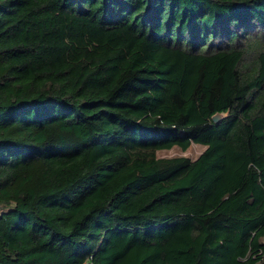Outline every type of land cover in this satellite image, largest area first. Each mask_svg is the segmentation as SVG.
Masks as SVG:
<instances>
[{"label": "trees", "instance_id": "16d2710c", "mask_svg": "<svg viewBox=\"0 0 264 264\" xmlns=\"http://www.w3.org/2000/svg\"><path fill=\"white\" fill-rule=\"evenodd\" d=\"M0 264H264V0H0Z\"/></svg>", "mask_w": 264, "mask_h": 264}, {"label": "rangeland", "instance_id": "374dc122", "mask_svg": "<svg viewBox=\"0 0 264 264\" xmlns=\"http://www.w3.org/2000/svg\"><path fill=\"white\" fill-rule=\"evenodd\" d=\"M192 146H193L192 148H190L188 151L184 153L178 149H173L168 152H161L159 153V156L170 157V156L186 155L194 159L204 150V147L201 145H192Z\"/></svg>", "mask_w": 264, "mask_h": 264}, {"label": "water", "instance_id": "95a60500", "mask_svg": "<svg viewBox=\"0 0 264 264\" xmlns=\"http://www.w3.org/2000/svg\"><path fill=\"white\" fill-rule=\"evenodd\" d=\"M222 119V115L221 114H216L212 117V121L217 123Z\"/></svg>", "mask_w": 264, "mask_h": 264}]
</instances>
